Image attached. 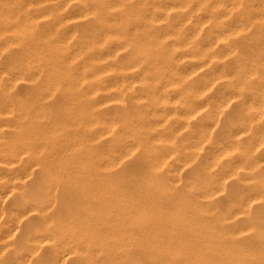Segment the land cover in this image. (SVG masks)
<instances>
[{
  "label": "rangeland",
  "instance_id": "374dc122",
  "mask_svg": "<svg viewBox=\"0 0 264 264\" xmlns=\"http://www.w3.org/2000/svg\"><path fill=\"white\" fill-rule=\"evenodd\" d=\"M0 5V104L13 109L0 122L20 124L3 129L4 138L18 130V152L0 175L28 173L0 197V264L53 258L50 242L25 239L44 215L138 231L145 261L168 258L159 248L174 234L197 241L202 227L238 222L221 219L254 184L235 166L258 160L255 176L264 174V141L254 145L264 136V102L254 106L256 90L264 101V0ZM8 188L0 179V193ZM27 196L44 212L18 221Z\"/></svg>",
  "mask_w": 264,
  "mask_h": 264
},
{
  "label": "bare ground",
  "instance_id": "6f19581e",
  "mask_svg": "<svg viewBox=\"0 0 264 264\" xmlns=\"http://www.w3.org/2000/svg\"><path fill=\"white\" fill-rule=\"evenodd\" d=\"M14 1L27 3L30 0H0V3L8 5L14 3ZM100 1L104 2V4L108 2V0ZM177 1L181 6L186 5V0ZM0 7L4 6L0 5ZM83 11L79 13V16L83 15ZM24 30L22 26L13 28V31L17 33L20 31L24 32ZM26 31H29V29L26 28ZM191 57H197V53H192ZM103 59L102 55L96 58L97 61ZM109 70V68H104L102 71ZM91 75L97 76L99 72L92 70ZM255 92L254 100L256 102L254 106L258 107L264 102L263 95H260L258 90ZM193 109V105L188 106L186 113H191ZM12 113L13 109L9 103L0 104V114L4 115L2 118H7ZM10 127L19 129L20 124L9 123L5 119L1 120L0 141L4 138L3 129ZM236 132L239 133L241 130ZM17 133L18 130L14 129V137L4 138L5 144L0 147V165L9 170L13 169V164L17 159L18 147L15 146V134ZM254 140V145L256 143L258 145L264 141V136L259 133L255 134ZM217 149L219 154L226 151L221 148ZM251 156L254 159L253 153ZM236 167H242L247 170L254 184L253 190L248 193H240L237 197V201L234 202L231 210V216H222L221 219H235L238 213L241 215L239 219H235L238 222L230 227L223 228L210 224L202 227L197 241L189 238L178 239L177 234H174L171 237V243L169 242V249L165 246H159L160 253L169 255L166 259L152 256L145 261V255L141 258V251H145L147 255L149 254L145 248L149 244L148 242L145 244L141 242L138 237V231L124 228L106 230L95 224H83L75 220L68 222V224L55 223L53 218L47 215L43 216V226L34 227L31 231L27 230L25 232V239L34 247H39L41 242L44 241L52 244L54 247L53 258L43 264H58V261L64 262L66 259L83 260V263L80 264H264V174L260 177L255 176L258 172H262V167L258 160L249 162V164L242 163L235 166V169ZM27 175V169H25L23 175H18L14 172L0 175V179L4 178L5 184L9 187L8 190L0 193V197L10 192V188L13 189L11 187L13 186V180L24 179ZM35 201L30 196L21 198L14 206L15 218L20 221L21 217L32 211L36 212L37 215H41L44 212V206ZM193 209L195 210L196 208L194 207ZM193 209L187 208L185 221L196 233L198 231L191 226L193 222L191 212ZM12 229L9 228V232ZM132 246L134 248L129 249ZM151 247L150 245L148 249ZM133 254L136 256H133ZM177 259L182 260L181 263H178Z\"/></svg>",
  "mask_w": 264,
  "mask_h": 264
}]
</instances>
